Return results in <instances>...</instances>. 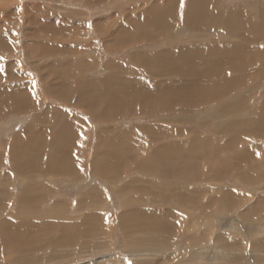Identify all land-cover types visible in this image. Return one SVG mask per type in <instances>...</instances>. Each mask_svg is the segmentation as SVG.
Returning a JSON list of instances; mask_svg holds the SVG:
<instances>
[{
	"label": "rangeland",
	"instance_id": "1",
	"mask_svg": "<svg viewBox=\"0 0 264 264\" xmlns=\"http://www.w3.org/2000/svg\"><path fill=\"white\" fill-rule=\"evenodd\" d=\"M166 1L0 0V180L9 200L37 198L30 213L0 214L29 219L33 233L0 232V264H264V81L257 85L264 0H203L230 16L237 35L199 38L182 19L191 0H175L166 27H157L151 16L165 12ZM191 15L206 25L200 10ZM254 26L261 32L254 35ZM244 31L250 40L243 42ZM210 38L226 52L228 80L218 62L206 64L209 56L200 55L197 68L212 71L227 93L168 111L133 96L138 88L156 91L155 100L170 96L159 82L174 94H196L200 80L187 67L177 74L146 62L161 53L177 59L169 47ZM59 90L68 105L54 97ZM29 148L42 161L25 176L12 156ZM107 150L120 156L111 160ZM157 151L178 159L163 161ZM139 159L154 163V172Z\"/></svg>",
	"mask_w": 264,
	"mask_h": 264
},
{
	"label": "bare ground",
	"instance_id": "2",
	"mask_svg": "<svg viewBox=\"0 0 264 264\" xmlns=\"http://www.w3.org/2000/svg\"><path fill=\"white\" fill-rule=\"evenodd\" d=\"M175 0H167L164 4L162 3V8H166L165 12L166 14H164L165 12H162L163 9H160L161 12H156V13H151L153 16H151L153 18V22L156 24L157 22V27L158 28H161L163 26L166 27V19H168L172 13L171 11L173 10L172 9V6L174 5L173 2ZM214 1V0H213ZM208 2V1H207ZM160 3V1H159ZM208 4V3H207ZM205 4V2H203V0H191L190 3H189V6L187 7L186 9V6H184V11L183 13V16H182V19L185 20V21H189V23L191 24L190 26V30L191 31H197L198 30V33H196V37H200V35H204L205 33H208V34H212V35H215L214 33H218V32H223L222 35L225 36V37H228V36H231L232 34L233 35H237L235 34L237 32L236 28L234 25L236 24H232L231 23V20H230V16L227 18L226 16V13H222L220 12L218 9L219 12H217L215 9L211 10L210 9V4L209 6ZM159 5V4H158ZM157 5V6H158ZM166 5V6H165ZM206 6V7H204ZM156 7V6H155ZM159 7V6H158ZM175 7V6H174ZM157 8V7H156ZM194 8L195 12H199L200 10V15L202 16L201 17V22L202 21H205L206 22V25H202L200 24V18H198L197 16L198 15H191V10ZM159 9V8H158ZM186 10V11H185ZM150 14V15H151ZM225 14V15H224ZM233 17V16H232ZM231 17V18H232ZM238 18V17H237ZM226 20V21H225ZM263 20V19H262ZM264 22V21H263ZM244 23V22H243ZM238 25V24H237ZM264 25V24H263ZM138 28V27H137ZM260 28V27H259ZM132 29V28H131ZM130 29V30H131ZM134 29V28H133ZM253 30V34H258L259 32H261L260 29H255V26L254 28H251ZM129 31V30H128ZM132 32V31H131ZM189 32V31H188ZM213 32V33H212ZM239 35V38L240 40H242L243 42L245 41V39L247 40H250L249 37H248V34L244 32H241V33H238ZM253 34H249V35H253ZM144 36V34H143ZM140 38V37H139ZM205 38V37H203ZM253 38V37H252ZM211 39V38H210ZM200 40V39H199ZM229 40V39H228ZM227 41V40H225ZM224 41V42H225ZM196 42V41H195ZM229 45L231 46H234L233 43H229ZM222 45L221 44H218V43H215L213 39H211V41H203V42H196V45H182L181 48H170L169 47V51L175 53V55H177V59H174L172 58V56L170 54H166V53H161L159 54L158 56H154V57H150L147 59V62L146 64H151L152 65V69H157V70H168V66H170V69H174L176 68V71H172L173 73H177L178 70H181V69H184L187 67L188 69V72H187V76L190 77V75L192 74L193 76H195L196 78H198V81L200 80V83L198 85V89H197V93L196 94H193L192 90L191 89H185L183 91H180L176 94H174L173 92H170V89L168 87V85H163V84H160V82L158 83L159 86H162V87H165L166 89L169 90V93H170V96L167 95V92L164 91V92H161V96L160 98H158V100H155L156 99V95L158 94L156 91L152 90V93H153V96H152V93H149V94H145L143 95V90L141 89H137L136 92L134 93L133 96H137V99L141 100V99H144L145 101L150 99L152 100L151 103V106L157 108L158 110H161V111H168L170 110V108H172V106H175V105H179L180 106H188L190 107L191 105H193L195 102L198 104H204L205 102H210L212 100H214L217 96H219V94H223V93H227L225 91H221V90H217L218 88H216V85L218 84L219 80L217 82H213L211 80V72H208L206 74L208 75H205V74H202V68L198 67L197 65V61L202 63V58H199V56H209L208 59L206 60V64H210V63H213V62H218V66L216 69H221L223 70L224 72V75L221 77L222 79L221 80H228V78H224L225 77V74L227 72L228 69L232 68V67H229L230 65L227 64L226 65V59H225V53L224 50L221 48L219 49V47H221ZM264 49V48H263ZM262 50V49H261ZM183 52H186V54L184 55V58H182L181 60H179L178 57H180V53ZM263 51V50H262ZM178 53V54H177ZM264 54V53H262ZM227 55V54H226ZM228 56V55H227ZM230 57V56H229ZM235 58V57H233ZM229 59V58H228ZM231 59V58H230ZM237 60V58L235 59V61ZM239 60V59H238ZM245 60V59H244ZM257 60V59H256ZM261 60V59H260ZM234 61V60H233ZM230 62V61H229ZM259 62V61H258ZM239 63V61H238ZM244 63V62H243ZM203 64V63H202ZM236 65V64H234ZM241 65V64H240ZM243 66L245 64H242ZM247 65V64H246ZM249 65V64H248ZM263 65V64H262ZM233 66V65H232ZM245 67V66H244ZM152 69H148V68H145L143 69V71L145 72H148V73H152L151 70ZM240 69V68H239ZM261 70L264 71V67H261L260 68ZM243 70V69H242ZM259 70V72L261 71ZM240 72V71H239ZM258 72V73H259ZM159 73V72H157ZM58 75H62V76H66L68 75L67 72H63L62 70L61 71H58L57 73ZM179 74V73H177ZM228 75V74H227ZM258 75V74H257ZM264 75V74H263ZM69 76V75H68ZM259 79H258V84H261L263 81H264V77L259 74ZM240 77V76H239ZM62 81L61 83L63 84H67V81H66V78L67 77H61ZM159 78V77H157ZM220 80V82H221ZM197 81V83H198ZM192 88V87H191ZM232 89V87H231ZM21 91V90H20ZM20 91L18 90L17 92H14L13 94H9L10 98H8L11 101L14 100V98L20 94ZM60 91V90H59ZM57 93V92H56ZM54 95V97L59 101L61 102V104H65V105H68L67 101L66 102H63L67 99V91H60V95ZM59 94V93H58ZM133 92L127 90L126 93H125V96H132ZM7 95V94H6ZM11 95H12V98H11ZM159 96V94H158ZM27 99V98H26ZM182 99V100H181ZM30 100V99H29ZM181 100V101H179ZM28 104H30V102H28ZM131 104V103H130ZM144 104V103H143ZM126 106V105H125ZM142 108L144 109V106H142ZM137 109V108H135ZM148 109V108H147ZM173 109V108H172ZM129 110V109H128ZM126 110V111H128ZM157 111V110H156ZM117 116V115H116ZM30 129V128H29ZM29 129H26L25 131H28V133H31L29 131ZM164 131V130H163ZM35 132V131H34ZM127 135H130V134H127ZM77 139V138H76ZM12 147H7V146H4V152L6 153H9L10 152V148L12 150ZM122 147V146H121ZM164 147V146H163ZM202 147V146H201ZM121 149V148H120ZM124 150V149H123ZM168 150V149H167ZM162 151V148L161 150ZM159 151H157V158L158 157H161L162 156V160L163 161H171L172 158L174 159H178L177 155L174 156V155H171V154H164V153H158ZM121 153V152H120ZM107 154L111 156V160H112V156L115 157L117 159V157H119V153L118 152H113V153H110L109 150H107ZM0 155H1V152H0ZM16 155L19 156V158L17 160H15L14 158V155L12 156V159L14 161V166H16L15 168L19 169V173H22L23 175H28V173L30 172H33V173H38L39 171L37 170H33V169H38L39 170V165L41 164V161H39L37 164L35 165H32L33 162H30L29 165L27 166H24V167H20V165H22L24 163L23 159L21 158L24 154L21 152H16ZM52 155L51 154V157L47 158V162L51 165L50 163V160L52 159ZM60 155V154H59ZM125 157L128 156V154L124 153L123 154ZM131 156V155H130ZM58 158V156H56ZM64 158V157H63ZM131 158V157H130ZM62 159V157H61ZM119 160V159H118ZM121 160V158H120ZM131 160V159H129ZM183 160V159H182ZM134 161V160H133ZM117 162V161H116ZM125 162V161H124ZM110 162H107L105 165H102V167H104V169L107 170L108 172V167L107 165H109ZM135 163H137V166L142 168L144 167L145 169L149 170V171H146L148 173H151V172H154V163L150 164L148 161H144L142 159H139L138 161L135 160ZM134 164V163H133ZM98 164H95V167L97 166ZM112 165V163H111ZM52 166V165H51ZM129 166V165H128ZM100 166L98 165L97 166V169H99L100 171H103L99 168ZM223 167V166H222ZM106 170H104L103 172H106ZM142 171V170H141ZM47 172H52V170H47L45 173ZM17 173V172H16ZM225 174V173H224ZM2 176H5L3 174H1ZM25 175V176H26ZM108 176V174H107ZM186 178V177H185ZM6 179V177H3L1 180H0V214H3L4 212L7 214L6 215H15V216H20L21 213H30V209L32 208V204H35L37 202V198H34V197H29V198H26L24 195L22 196H19L16 200L11 199H7L6 198V195H7V189L4 188V183H3V180ZM29 185L31 184H27L25 185V187L23 188V193L29 191L30 189H32ZM39 199V198H38ZM12 202V204L15 203V206H16V209L14 210H8L7 211V206ZM24 205L25 207H22V209H20L19 211V207L17 208V205ZM67 205V204H66ZM124 216V215H123ZM89 218H91L89 216ZM88 218V219H89ZM94 218V217H93ZM126 218V217H125ZM133 218V217H132ZM135 218V217H134ZM4 219V221H3ZM87 219V220H88ZM123 219V218H122ZM129 219V218H128ZM131 219V218H130ZM87 220H85L84 222H86ZM124 221V220H123ZM133 222V221H132ZM48 223V222H47ZM83 223V221L81 222V224ZM30 221L29 219H25L23 217L22 220H17V221H13L12 219H8V218H4V216L1 215V219H0V228H2L3 230H1L0 232H6V233H13L11 235H13L15 238H17L18 234H24L26 236H30L32 235L33 233H31V229H29V227H31L30 225ZM41 225V224H40ZM39 225V226H40ZM49 225V224H48ZM37 226V225H35ZM32 228V227H31ZM38 228V227H37ZM10 231V232H9ZM16 232V233H15ZM26 233V234H25ZM22 236V235H21ZM14 238V239H15ZM3 240V239H2ZM6 241V240H5ZM3 243V242H2ZM6 243V242H5ZM29 244V243H28ZM38 244V243H37ZM2 245V244H1ZM8 245V244H7ZM19 246V245H17ZM16 246V247H17ZM36 246V244L34 245H31L28 247V249H32ZM25 248V247H24Z\"/></svg>",
	"mask_w": 264,
	"mask_h": 264
},
{
	"label": "crops",
	"instance_id": "3",
	"mask_svg": "<svg viewBox=\"0 0 264 264\" xmlns=\"http://www.w3.org/2000/svg\"><path fill=\"white\" fill-rule=\"evenodd\" d=\"M31 150H32V151H37V152H38V150H36L35 148H29V150L26 151V155H27V156H22V157H21V158L23 159L24 163H23L22 165H20L19 168L29 165L30 162H33L32 165H35V164H37L39 161H42V160L39 158V156L34 157V156L32 155V153H31ZM13 165H14V164H13ZM14 169H15V170H19V169H17V168H14ZM33 170H36V169H33Z\"/></svg>",
	"mask_w": 264,
	"mask_h": 264
},
{
	"label": "snow or ice",
	"instance_id": "4",
	"mask_svg": "<svg viewBox=\"0 0 264 264\" xmlns=\"http://www.w3.org/2000/svg\"><path fill=\"white\" fill-rule=\"evenodd\" d=\"M181 6H183V0H181ZM89 26H91V25H89ZM0 59H3V58L0 57ZM257 155H259V153H257ZM128 264H131V261H129Z\"/></svg>",
	"mask_w": 264,
	"mask_h": 264
}]
</instances>
